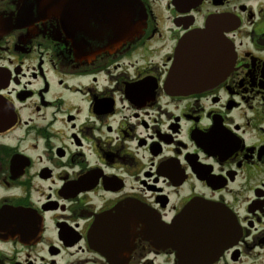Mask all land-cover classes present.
Segmentation results:
<instances>
[{"label":"flooded vegetation","instance_id":"flooded-vegetation-1","mask_svg":"<svg viewBox=\"0 0 264 264\" xmlns=\"http://www.w3.org/2000/svg\"><path fill=\"white\" fill-rule=\"evenodd\" d=\"M72 1L0 0V264H264V0ZM210 28L227 74L169 90Z\"/></svg>","mask_w":264,"mask_h":264},{"label":"water","instance_id":"water-1","mask_svg":"<svg viewBox=\"0 0 264 264\" xmlns=\"http://www.w3.org/2000/svg\"><path fill=\"white\" fill-rule=\"evenodd\" d=\"M25 8H34L35 6L42 7L45 12L53 16H60L68 19H73L76 4L72 0H22ZM25 13V9H24ZM146 17L144 16V24ZM212 29L202 33L201 39H191L184 42L181 46L177 63L172 67L167 87L169 90L178 93H191L199 90L207 89L218 83L226 74L231 66L233 52L227 42H220L222 57L217 60L214 49L211 48L208 41L212 36ZM201 37V36H199ZM189 213L184 212L179 218L181 224L186 223ZM188 217V218H186ZM204 225V221L201 223ZM192 227L178 228L176 235L177 246L183 249L191 247H201L204 244L206 237L209 234L222 231L215 227ZM219 234H215L218 236Z\"/></svg>","mask_w":264,"mask_h":264}]
</instances>
